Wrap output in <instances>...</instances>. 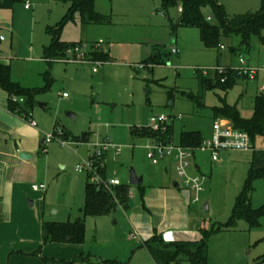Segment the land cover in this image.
Here are the masks:
<instances>
[{
  "label": "rangeland",
  "instance_id": "1",
  "mask_svg": "<svg viewBox=\"0 0 264 264\" xmlns=\"http://www.w3.org/2000/svg\"><path fill=\"white\" fill-rule=\"evenodd\" d=\"M219 1L229 17L256 13L261 8V0ZM96 3L97 12L112 17V28L94 26L85 30L76 16L64 25L60 38L68 45H85L87 55L95 62H100L96 53H106L105 44L98 42L110 43L114 61L99 65L58 61L71 57L72 46L66 50L65 57L57 61L50 62L44 56V46L52 42L47 30L66 16L69 2L23 0L13 2L7 12L0 11V38L5 40L0 42V51L13 62L12 78L25 89L44 88L31 110L33 120L50 132L45 140L54 131L57 133L55 139L46 144L52 162L46 212L52 222L76 221L82 217L79 210L86 203L87 178L78 176L74 169L80 158L88 155V146L75 145L76 140L69 142L62 136L64 133L78 137L87 132L92 144L106 139L121 146L119 161L110 162L109 167L110 174L116 173L124 183L129 181L131 169L143 177L145 186L160 184L164 176L179 183L181 178L176 173L174 158L166 157L159 164H153L148 158L147 147H155L159 140L143 134L142 129L151 123L152 117L181 115L182 120L175 121L171 128L170 142L178 144L181 133L188 131H200L207 139L214 123L212 109L222 104L221 99L237 106L244 118H251L258 87L241 80L226 92L221 86L217 87L221 75L216 68L233 64L225 68L231 71L238 66L240 53L251 58L252 64L264 65V44L257 37L252 38L249 50L239 48L241 40L237 36L223 40L225 50H210L201 42L198 28L180 27L174 32L161 14L162 0H96ZM27 4L30 9H26ZM169 14L174 22L179 15L175 8ZM209 14L205 11L206 16ZM130 31L134 34L131 41L141 40L140 43L117 40L120 36H129ZM81 41L83 43H79ZM173 47L181 54H171ZM157 52L162 55L152 68ZM221 53L225 55L222 60L219 59ZM140 65L144 69H139ZM94 67L97 73L93 72ZM203 71L208 72V76H204ZM64 93L67 98L63 97ZM185 93L195 96L200 105L185 97ZM15 100L23 102L21 97ZM62 141L68 144L62 145ZM254 146L253 152H223L217 163L212 161L209 152L196 151L201 171L191 172L206 180L200 201L194 207V217H198L202 228L209 233L231 221L251 169L264 168V138L258 137ZM255 181L252 206L258 209L264 207V178ZM78 185L80 198L76 195ZM138 203L136 197L130 200V207ZM126 213L127 210L118 207L111 216L85 219L84 248L95 258L94 264L100 257L123 264H156L150 252L140 248L142 241L130 239L136 233ZM209 241V264H264V216L257 228H249L240 220L236 228L211 235Z\"/></svg>",
  "mask_w": 264,
  "mask_h": 264
},
{
  "label": "crops",
  "instance_id": "2",
  "mask_svg": "<svg viewBox=\"0 0 264 264\" xmlns=\"http://www.w3.org/2000/svg\"><path fill=\"white\" fill-rule=\"evenodd\" d=\"M14 1L0 0V11L7 12L13 7ZM219 3L222 4L220 1ZM161 14L171 24L172 19L169 12L166 14L161 10ZM94 26L98 25L88 26L85 30ZM112 26H114V23L100 27L112 28ZM113 34L114 31L111 32V37H113ZM144 37L147 39L146 36ZM132 39H134L133 31H130L129 36L117 38L120 43L129 42ZM140 41L135 42L133 40L131 43H140ZM102 44H105L104 50L111 57L110 43L102 42ZM223 47L219 50L226 49L224 44ZM161 55V52L155 53L157 58ZM240 55L242 54L240 53L238 58ZM224 56L221 53L219 59L222 60ZM246 58L248 64L252 67L263 66L262 63L254 65L251 62V58L249 59L247 56ZM112 61L114 59L111 57ZM0 62L9 63L12 69L13 62H11L10 58L2 56V58L0 57ZM232 65H224L222 68H229ZM154 67L152 65V68ZM239 81L241 80H238L235 86ZM263 81L264 75H261L256 82L251 83L258 87L257 95L262 93L260 88H262ZM245 84L249 85L248 82H245ZM247 93L248 89L245 88V94ZM29 118L33 119V115ZM154 118H151V122ZM174 122L171 123V128H173ZM130 130L132 131V128ZM49 133L44 126L37 123V126L34 127L23 116L12 113L9 109V94L0 86V264H89L93 263L95 259L91 256V253L86 252L85 243L73 244L70 241L67 243H46L45 224L52 222V218L46 212L48 181L52 177V162L47 152V142L45 140ZM62 136L69 139V142L71 141L72 143L75 142L73 140L86 138V142H77L81 144L76 143L75 145L88 146V155L93 152L94 144L91 143L90 133L85 132L78 137L64 133ZM103 141L107 140L104 139ZM175 145H179V143ZM22 154L26 157L22 158ZM167 167H165L166 172ZM61 168L64 167L61 166ZM191 170L197 173L201 171L196 154L191 160L190 173L197 175L192 173ZM108 175L109 178H118L116 173L110 174L109 165ZM36 184L46 185V190L34 191L32 187ZM127 184H129V181ZM141 186V189L138 186H135V188L131 186L129 189L131 200L138 197L139 203L133 208H129L127 210L128 213H126L131 223L132 231L139 235V240L134 239L136 242L142 241L144 245L145 242L153 238H158L164 243L166 242V244L196 243L202 240V223L198 220V217H194L196 204L191 203L194 194L183 189L181 181L179 183L172 182L168 176H164L160 184L145 186L143 181ZM85 187L86 184L84 185V190ZM141 190L144 192L142 196L140 194ZM80 193L81 187L78 185L76 195L79 194V198ZM81 211L82 208L79 210L80 215ZM115 222L116 224L119 223ZM134 240L132 239V241ZM81 255H90L89 261H82L79 258ZM112 261L100 257V261L97 259L95 264H112ZM121 263L123 264V262Z\"/></svg>",
  "mask_w": 264,
  "mask_h": 264
},
{
  "label": "trees",
  "instance_id": "3",
  "mask_svg": "<svg viewBox=\"0 0 264 264\" xmlns=\"http://www.w3.org/2000/svg\"><path fill=\"white\" fill-rule=\"evenodd\" d=\"M23 0H15V3ZM69 2L70 6L66 16L54 27L48 28V34L52 37L50 45L45 46L44 56L48 61H56L58 58L65 57V52L68 47L76 44L68 45L60 38L64 25L76 19L83 28L91 25H112L111 16L103 15L96 10V0H64ZM182 8V13L178 15L177 20H171L170 28L176 32L180 27H194L200 31L201 42L206 49L219 50L223 46V40L237 36L240 38L239 48H251L253 37L260 39L264 44V0H261V8L258 12L252 14H240L229 17L225 8L218 0H162V11L170 12L171 9ZM205 11H209L208 16ZM208 18L212 20L209 21ZM100 61L104 63L111 62V57L107 53L95 54ZM153 67L157 65V56L152 60ZM222 77V75H221ZM12 78L11 65L6 62H0V86L9 94V109L12 113L29 118L32 115L36 97L44 93V88L25 89L20 83ZM209 80L206 79V82ZM238 81L235 71L230 69L227 71V81L221 83V86L226 92L233 88ZM185 97L194 100L200 105L195 96L184 94ZM22 98L23 102L15 100ZM222 104L214 107L213 120L224 119L231 123L236 129L246 131L253 143L258 137L264 138V92L258 94L253 101V115L251 118H244L237 106L230 105L225 99H221ZM171 126L164 134L153 133L147 128L142 129L143 134H148L156 137L159 141L170 142L172 135ZM54 135L57 133L54 131ZM204 138L199 131L183 132L180 137L179 145L185 148H199ZM77 142H86V138H80ZM104 180H107L108 166L105 165L98 170ZM264 178V168H252L249 177L245 183L244 190L236 201L233 209L231 221L218 229L209 233L202 230L203 238L196 243H170L166 244L158 238H153L144 243V247L150 252L157 264H180L181 262H190L191 264H209V238L211 235L218 234L228 228H236L237 222L243 220L249 228H257L260 226V220L264 216V207L255 209L252 206V192L255 180ZM131 186L127 183H122L120 186L105 190L98 189L94 184L86 182L85 198L86 203L82 209V217L76 221H68L63 223L50 222L46 223V243H67L70 241L73 244H84L86 236L85 219L87 217L101 218L113 215L118 207L128 210L130 207L131 196L129 189ZM139 189L142 186H138ZM143 191H140L141 196ZM82 261H89L90 255L79 257ZM112 264H122L118 261H112Z\"/></svg>",
  "mask_w": 264,
  "mask_h": 264
},
{
  "label": "built area",
  "instance_id": "4",
  "mask_svg": "<svg viewBox=\"0 0 264 264\" xmlns=\"http://www.w3.org/2000/svg\"><path fill=\"white\" fill-rule=\"evenodd\" d=\"M29 4L26 5V9H29ZM178 13H182V8H178ZM211 21V18H208ZM4 39L1 37L0 41ZM102 44V42H100ZM221 48H224L223 46ZM70 58H62L58 61L77 62V63H91L99 65L100 62L93 61L87 55V47L85 45H74L71 47ZM173 55H178L179 50L176 47L171 49ZM139 69H144V66H138ZM217 72L222 75L221 82L227 81V69L218 67ZM235 71L237 79L246 82L254 83L261 75H264V65L260 67H252L248 64V60L245 56L240 55L238 59V66L232 69ZM201 71V70H200ZM94 73L98 72V69L94 67ZM204 76H208V72H202ZM261 91L264 92V81L261 85ZM64 98H67V94H63ZM28 123L34 127L37 123L31 119L26 118ZM182 116H167L159 115L155 117L153 121L146 127L153 133H166L169 126L174 121L181 120ZM212 134L209 138L204 139L199 148H185L180 145H175L173 142L159 141L155 147H147L148 158L153 161V164H158L166 157H172L175 160V169L179 178H181V184L183 189L195 194L191 203L197 204L200 201V193L203 191L205 177L193 175L190 173L191 160L193 159L196 151L209 152L212 156L213 162H219L220 154L223 152L243 151L253 152L255 150L254 143L250 135L241 129L234 128L231 123L224 119H218L213 123ZM55 139V135H51L47 138L46 142H52ZM62 145H67V141H62ZM81 144V143H77ZM122 154V147L114 144L110 141H103L93 145V152L86 157H81L80 161L75 165L74 172L78 175L85 176L89 183L94 184L98 189L104 188L105 190H111V188L120 186L122 181L119 178H108L104 180L98 170L105 165H109L110 162L116 163ZM34 191H45L46 185L36 184L33 185ZM131 196V194H130ZM131 239L139 240V236L134 234Z\"/></svg>",
  "mask_w": 264,
  "mask_h": 264
},
{
  "label": "water",
  "instance_id": "5",
  "mask_svg": "<svg viewBox=\"0 0 264 264\" xmlns=\"http://www.w3.org/2000/svg\"><path fill=\"white\" fill-rule=\"evenodd\" d=\"M3 57H6V54L3 53L2 51H0V57L2 58ZM211 88H215V86H211ZM69 117L71 118H74V115L72 114H69L68 115ZM22 158H25L26 156L24 154L21 155ZM129 185L132 186V187H135V186H140L141 184H143V177H139L137 176V173L134 169H131L129 171Z\"/></svg>",
  "mask_w": 264,
  "mask_h": 264
}]
</instances>
